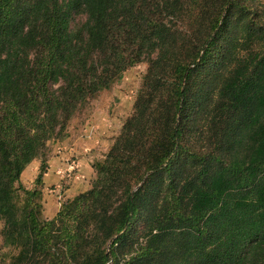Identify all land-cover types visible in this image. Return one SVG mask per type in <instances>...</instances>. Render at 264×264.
Wrapping results in <instances>:
<instances>
[{"label":"trees","instance_id":"16d2710c","mask_svg":"<svg viewBox=\"0 0 264 264\" xmlns=\"http://www.w3.org/2000/svg\"><path fill=\"white\" fill-rule=\"evenodd\" d=\"M144 60L134 113L92 187L42 217L23 171ZM203 67L219 79L215 149L179 179ZM162 192L172 198L158 210ZM0 219L9 264H264V1L0 0Z\"/></svg>","mask_w":264,"mask_h":264},{"label":"rangeland","instance_id":"374dc122","mask_svg":"<svg viewBox=\"0 0 264 264\" xmlns=\"http://www.w3.org/2000/svg\"><path fill=\"white\" fill-rule=\"evenodd\" d=\"M85 19L86 15L79 13L76 15L75 21L81 23ZM171 20L176 27L184 28L189 25L190 19L172 18ZM147 69L148 64L145 60L136 63L129 67L110 88L103 89L95 97L82 104L69 121L64 134L49 139L43 154L35 158L25 168L21 176L22 185L28 189L38 188L41 190L42 195L38 202L41 204L42 217L52 218L43 214L44 192H46L44 174L42 182L37 180L41 173L42 164L47 163L46 168L48 169L49 163L55 164V162L60 160L61 166H66L64 170L60 169V173L64 176L66 182L60 186H47V190L50 188L47 191L48 194L51 196L53 194L55 198L57 197L61 205L67 200L68 193L72 194L73 191L76 192L79 189L85 191L91 188L97 174V166L103 162L107 152L120 135L126 119L134 113V104ZM211 69L212 67L201 68L192 80V91L195 92L193 95L199 96L194 99L195 106L189 110L190 117L186 122L184 136L181 139V144L185 145L184 149L186 150L183 155L184 166H181L182 160H179L173 171L174 176L179 179L180 177L193 176L199 169L198 161L200 157H194L195 155L203 156V154L205 155V153L215 149L216 129L213 120L211 121L207 117V111L212 109L213 101L217 97L219 79L210 75ZM92 169L94 174L91 178ZM162 177L167 181L169 178L168 173H164ZM79 178H84L86 185H78L73 182ZM71 184L74 186L72 192L69 190ZM52 187L56 190L52 191ZM18 193L20 199L25 198L21 190ZM158 194L159 192H156L153 195V201L157 200ZM171 198L172 196L170 195L167 199L166 193L162 192L157 209H166ZM58 202L54 205L58 206ZM164 204L165 206H163ZM47 212L52 214L53 209L50 208ZM146 215L134 222L135 230H143L146 223ZM3 227L4 221L0 219V264H9L17 249L5 243L2 236Z\"/></svg>","mask_w":264,"mask_h":264},{"label":"crops","instance_id":"0c3cea01","mask_svg":"<svg viewBox=\"0 0 264 264\" xmlns=\"http://www.w3.org/2000/svg\"><path fill=\"white\" fill-rule=\"evenodd\" d=\"M82 163H84V162H82ZM64 165H65V163H64ZM65 167L66 166H61L60 160H59V161L55 162V164L54 163L53 164L49 163V167H48L47 171L44 173V182H45V186H46V188H45L46 192H44L45 201L43 202V204H44L43 214H44V216L46 215V217H49V216L54 217L56 215V213L58 212L59 207L61 205V202L60 201L58 202L57 197L55 198V196L53 194H52V196L48 194L47 191H49L50 188H48V190H47V186H49V185L50 186H52V185L60 186V185H62V183L66 182V180L64 179V176L60 173V169L64 170ZM93 174H94V171L92 169L91 178L93 177ZM73 182H76L78 185H83V184L86 183V180L84 178H81V179L79 178L77 180H74ZM70 186H71V188L69 190L72 192L74 186H72V184ZM75 188H76V186H75ZM75 188H74V190H75ZM52 189H53L52 191L56 190L53 187H52ZM83 191H84L83 189L82 190L79 189L76 192L73 191L72 194L68 193L67 199L69 197H73L76 194H78L80 192H83ZM51 193H53V192H51ZM57 202L59 204H58V206H55ZM50 208L53 209V213L52 214H48V212H47Z\"/></svg>","mask_w":264,"mask_h":264}]
</instances>
